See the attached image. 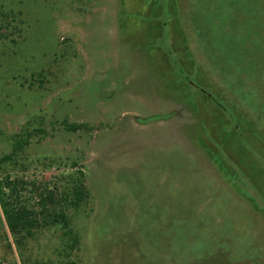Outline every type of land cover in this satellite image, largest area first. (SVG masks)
<instances>
[{"label":"rangeland","instance_id":"obj_1","mask_svg":"<svg viewBox=\"0 0 264 264\" xmlns=\"http://www.w3.org/2000/svg\"><path fill=\"white\" fill-rule=\"evenodd\" d=\"M0 5V178L84 189L23 261L264 264V0Z\"/></svg>","mask_w":264,"mask_h":264},{"label":"trees","instance_id":"obj_2","mask_svg":"<svg viewBox=\"0 0 264 264\" xmlns=\"http://www.w3.org/2000/svg\"><path fill=\"white\" fill-rule=\"evenodd\" d=\"M7 24L8 21H6L2 5H0V29L6 28ZM2 40L3 36L0 34V41ZM152 118L150 117V119ZM82 128L84 125H67V129L72 132ZM24 133L12 136L11 151L0 157V165L19 164V155L29 145L30 133ZM20 165L21 171H25L26 167L23 164ZM26 188H29L27 192L29 200L23 195ZM83 190L81 186L72 187L71 191L64 192L59 199L56 197L55 191L49 190V186L44 182L37 180L27 182L23 176L17 178L8 174L0 178V231L6 242L5 247L9 251L14 248L21 263L27 264V261H23L24 254L27 248L33 244L38 232L55 225L60 229H66L63 235L69 242L68 248L76 247L79 243L78 235H75L76 233L71 229L69 219L63 211H57L56 206L60 203H68L77 207L82 201ZM30 200H35V203L30 205Z\"/></svg>","mask_w":264,"mask_h":264},{"label":"crops","instance_id":"obj_3","mask_svg":"<svg viewBox=\"0 0 264 264\" xmlns=\"http://www.w3.org/2000/svg\"><path fill=\"white\" fill-rule=\"evenodd\" d=\"M264 220V219H263Z\"/></svg>","mask_w":264,"mask_h":264}]
</instances>
